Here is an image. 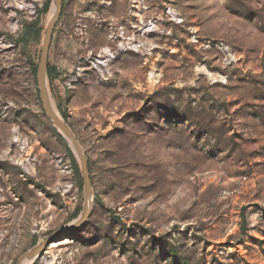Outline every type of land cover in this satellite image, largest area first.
<instances>
[{
  "label": "rangeland",
  "instance_id": "374dc122",
  "mask_svg": "<svg viewBox=\"0 0 264 264\" xmlns=\"http://www.w3.org/2000/svg\"><path fill=\"white\" fill-rule=\"evenodd\" d=\"M53 9L0 0V264L83 215ZM48 60L93 201L32 264H264V0H64Z\"/></svg>",
  "mask_w": 264,
  "mask_h": 264
},
{
  "label": "water",
  "instance_id": "95a60500",
  "mask_svg": "<svg viewBox=\"0 0 264 264\" xmlns=\"http://www.w3.org/2000/svg\"><path fill=\"white\" fill-rule=\"evenodd\" d=\"M63 1L64 0H54V6L56 5V8L52 13L51 19L49 20L48 25L46 27L40 62L38 64L36 72V78L41 101L44 104L46 114L53 121L54 125L58 128V130L68 138L73 150L75 151L77 157L80 160L81 171L84 179V187L86 192V198L83 207V215L75 222H73L69 227L61 229L48 236L46 239H43L42 241H39L38 243L33 245L26 253L21 255V257L17 260L16 264H22L27 257L42 253L52 242L58 240L62 235L83 225L89 217L90 208L93 201V185L89 171L88 155L84 151L80 141L72 131L71 127L60 116V114L56 113V111L54 110L51 101L50 90L48 87L49 50L53 38V30L63 12Z\"/></svg>",
  "mask_w": 264,
  "mask_h": 264
},
{
  "label": "trees",
  "instance_id": "16d2710c",
  "mask_svg": "<svg viewBox=\"0 0 264 264\" xmlns=\"http://www.w3.org/2000/svg\"><path fill=\"white\" fill-rule=\"evenodd\" d=\"M50 1V0H49ZM37 30V34H39L40 32V28L38 27V21H34L25 31V35L27 36H31L35 33V31ZM33 71H34V74L36 75V72H37V67L34 66L33 67ZM50 71V65L48 66V72Z\"/></svg>",
  "mask_w": 264,
  "mask_h": 264
},
{
  "label": "bare ground",
  "instance_id": "6f19581e",
  "mask_svg": "<svg viewBox=\"0 0 264 264\" xmlns=\"http://www.w3.org/2000/svg\"><path fill=\"white\" fill-rule=\"evenodd\" d=\"M55 8H56V5L54 6L53 12H54ZM50 95H51V94H50ZM51 101H52V98H51ZM52 105H53V108H54V110L56 111V113H58V111H57V109H56V107H55V105H54L53 102H52ZM40 254H41V253H38V254H35V255H33V256H29V257H27V258L23 261L22 264H32V263L34 262V260H35Z\"/></svg>",
  "mask_w": 264,
  "mask_h": 264
}]
</instances>
